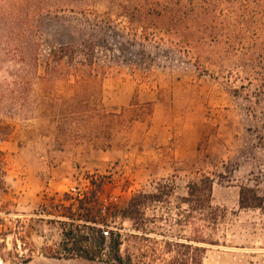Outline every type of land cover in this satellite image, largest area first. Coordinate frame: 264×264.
I'll return each instance as SVG.
<instances>
[{
    "label": "rangeland",
    "instance_id": "1",
    "mask_svg": "<svg viewBox=\"0 0 264 264\" xmlns=\"http://www.w3.org/2000/svg\"><path fill=\"white\" fill-rule=\"evenodd\" d=\"M190 1L0 0V264H264V209L239 205L243 182L264 195V2L247 28L225 12L231 44L222 16L195 19ZM66 45L75 61L56 62ZM199 173L225 209L201 230L215 243L188 246L203 221L182 222L176 197L143 226L122 215L136 192L167 181L183 196ZM92 179L124 263L108 242L94 259L62 249L65 193Z\"/></svg>",
    "mask_w": 264,
    "mask_h": 264
},
{
    "label": "trees",
    "instance_id": "2",
    "mask_svg": "<svg viewBox=\"0 0 264 264\" xmlns=\"http://www.w3.org/2000/svg\"><path fill=\"white\" fill-rule=\"evenodd\" d=\"M253 1L254 0H191L190 3L193 5L194 9H197L196 6L201 8H199V10H194L192 13L195 19L199 18L200 20H203L207 17L212 18L214 15H221L222 20L220 21V29L223 31L222 35L225 37L227 36L232 44V41H234L236 36L232 34V31H230V28L228 29V26L224 27V21L226 20L224 14L226 11L235 14L240 12V15H242L240 23L247 28L251 22V14L256 8L252 5ZM257 1L260 3L264 2V0ZM200 14L202 16H200ZM76 55H78V51L72 48V46L66 45L62 46L60 51L55 53L54 59L57 62L68 56L70 57V61L74 62ZM92 57L93 54L88 53L87 58H85L82 63H84V61H92ZM89 64L92 65L91 62H89ZM50 68L51 67L49 66V69ZM10 134L11 126L0 121V140L6 139ZM7 172V161L4 152L0 150V191L2 192H7L8 190L6 180ZM256 182V185H251L247 182H243L239 185L240 207L264 209V195L260 194L258 189L260 179L257 178ZM214 183V178L209 174L199 173L188 181L186 194L183 196H176L175 184L162 181L159 182L152 191L146 192L140 190L133 194L127 205L121 210V213L133 221L141 223L143 226L147 220L146 209L151 204H166L168 206L167 209L170 210L169 205L171 204L172 198L176 197L178 201L176 207L182 215V222L195 223L196 220L203 221L202 224L199 225L201 228L198 229L200 234L188 237V240L190 241L188 246L192 248L191 242L194 241L215 243L201 233L204 226L208 224L214 226L222 217H225V209L214 203ZM102 184L103 180L96 182L92 179L91 188H89L83 196L82 194L73 196L68 192L65 193V200L68 202L65 209L69 211V214H67L69 221H66L63 225L62 249L75 257L94 259L102 253L108 242L111 257L124 263L120 251L122 243L121 233L106 235V230H103L101 227L102 220H100V216L103 215V210L99 206L97 197ZM77 211H83L84 214H77ZM79 219H82L81 222H78ZM187 263L202 264V259L201 257L197 258L191 256L187 259Z\"/></svg>",
    "mask_w": 264,
    "mask_h": 264
},
{
    "label": "built area",
    "instance_id": "3",
    "mask_svg": "<svg viewBox=\"0 0 264 264\" xmlns=\"http://www.w3.org/2000/svg\"><path fill=\"white\" fill-rule=\"evenodd\" d=\"M105 233H106V235H109V230H106Z\"/></svg>",
    "mask_w": 264,
    "mask_h": 264
}]
</instances>
